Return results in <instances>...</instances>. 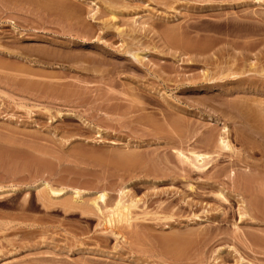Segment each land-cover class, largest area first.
<instances>
[{"label":"rangeland","instance_id":"obj_1","mask_svg":"<svg viewBox=\"0 0 264 264\" xmlns=\"http://www.w3.org/2000/svg\"><path fill=\"white\" fill-rule=\"evenodd\" d=\"M0 264H264V0H0Z\"/></svg>","mask_w":264,"mask_h":264},{"label":"bare ground","instance_id":"obj_2","mask_svg":"<svg viewBox=\"0 0 264 264\" xmlns=\"http://www.w3.org/2000/svg\"><path fill=\"white\" fill-rule=\"evenodd\" d=\"M135 58H138L139 57V55H135L134 56ZM257 124V123H256ZM258 125H260V124H258ZM227 128V127H226ZM225 127H224V129H223V134H221L220 136H219V138H218V140H217V142H216V144H215V147L217 146V148L220 150V151H222L221 149H230V151H232V147H230V142H229V140H228V135H227V129H226ZM257 128V127H256ZM259 131V130H258ZM262 133V132H261ZM232 148V149H231ZM217 149V150H218ZM191 151H193V150H191ZM196 150H194L193 152H189V156H188V154L186 155L184 152V154L182 153V151L180 152H178V151H176L177 153H178V155H177V157L178 156H180L179 158H181V159H179V161L181 160V162L182 163H185V162H187L188 164V166H194V167H196L197 169H199V168H201V167H203L204 166V164H205V162H206V159H207V161H209L208 159H210V154L209 155H207L206 153H200V152H198V151H196ZM216 154V153H215ZM212 159V158H211ZM207 164L209 163V162H206ZM190 166V167H191ZM194 167H193V169H194ZM196 169V170H197ZM200 170V169H199ZM229 175H231V177H233L234 175H235V172L233 171V170H231L230 171V173H229ZM27 187H30V186H27ZM188 187H189V185H188ZM32 188V187H31ZM9 192L10 191H15V188L12 186H10V189L8 190ZM122 192V191H121ZM222 192V191H221ZM220 192V193H221ZM58 193H60L59 191H56V190H51V194H58ZM124 192H122V194H123ZM219 193V194H220ZM50 194V193H49ZM75 194H79V191H76L75 192ZM219 194H218V196H219ZM223 194V193H222ZM220 196L222 197V195L220 194ZM45 197V196H44ZM123 198V197H122ZM122 198H120V199H122ZM223 198V197H222ZM44 199H46V198H44ZM104 200H105V193L103 192V191H101V192H97L96 193V197L92 200V202H91V204H92V206H94V208H95V210L97 211L96 213H98V215H102L103 213H102V210H101V206L99 205V202H101V203H103L104 202ZM135 200V199H134ZM134 200L133 199H129L128 200V203H126V205H124V203L121 201V203H120V201L117 203V205H116V208H123V209H128V208H130V207H133L134 205H135V203H134ZM136 201V200H135ZM127 202V201H126ZM241 202H242V200H241ZM46 203V202H45ZM123 203V204H122ZM50 204V203H49ZM63 205V204H62ZM243 205V204H242ZM69 207V206H68ZM115 207V206H114ZM239 207V216L241 217V215L243 214L244 215V212H246V209L244 208L245 206H238ZM80 209V208H79ZM91 208H89L87 211H85V212H82V213H88L89 214V212L91 211L90 210ZM93 210V209H92ZM95 213V214H96ZM85 214V215H86ZM91 214V213H90Z\"/></svg>","mask_w":264,"mask_h":264}]
</instances>
